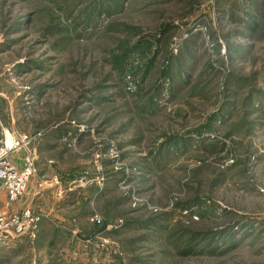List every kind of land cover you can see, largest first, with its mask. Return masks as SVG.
Listing matches in <instances>:
<instances>
[{"label": "rangeland", "instance_id": "374dc122", "mask_svg": "<svg viewBox=\"0 0 264 264\" xmlns=\"http://www.w3.org/2000/svg\"><path fill=\"white\" fill-rule=\"evenodd\" d=\"M260 1L0 0V148L42 216L0 264H264Z\"/></svg>", "mask_w": 264, "mask_h": 264}, {"label": "built area", "instance_id": "2783aa9c", "mask_svg": "<svg viewBox=\"0 0 264 264\" xmlns=\"http://www.w3.org/2000/svg\"><path fill=\"white\" fill-rule=\"evenodd\" d=\"M12 145V144H11ZM19 148L6 144L0 148V189L7 195L8 203L14 204L25 194L36 168L31 155L24 159V167L18 170L11 160V154ZM57 183V181H55ZM96 221H99L95 217ZM42 216L32 208L17 213L0 215V248L20 239L36 240L40 231Z\"/></svg>", "mask_w": 264, "mask_h": 264}, {"label": "crops", "instance_id": "0c3cea01", "mask_svg": "<svg viewBox=\"0 0 264 264\" xmlns=\"http://www.w3.org/2000/svg\"><path fill=\"white\" fill-rule=\"evenodd\" d=\"M15 153V154H14ZM11 154V159H12V162L14 163V165L16 166V168L18 170H21L23 169L24 167V158H20V157H17V153L14 152ZM30 192V190H29ZM38 196L39 194L36 193V195H34L32 197V199H28V196L27 198L24 200H19L17 201L16 203L14 204H9L8 203V199H7V195H6V192L2 189H0V215L3 214V213H17V212H21L22 210L26 209V208H32L34 211L37 206H38Z\"/></svg>", "mask_w": 264, "mask_h": 264}, {"label": "trees", "instance_id": "16d2710c", "mask_svg": "<svg viewBox=\"0 0 264 264\" xmlns=\"http://www.w3.org/2000/svg\"><path fill=\"white\" fill-rule=\"evenodd\" d=\"M260 10H261V13H264V0H261L260 1ZM211 247H209V249H210ZM189 249V248H188ZM188 249H184L185 251H187V253H184L183 254V256H186V257H188V256H190V255H192V254H190L189 252H188Z\"/></svg>", "mask_w": 264, "mask_h": 264}, {"label": "bare ground", "instance_id": "6f19581e", "mask_svg": "<svg viewBox=\"0 0 264 264\" xmlns=\"http://www.w3.org/2000/svg\"><path fill=\"white\" fill-rule=\"evenodd\" d=\"M7 145H8L9 147L12 146L10 140H8Z\"/></svg>", "mask_w": 264, "mask_h": 264}]
</instances>
